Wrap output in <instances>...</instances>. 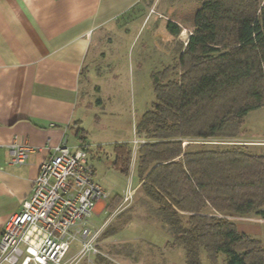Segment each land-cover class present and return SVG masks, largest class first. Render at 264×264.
Returning a JSON list of instances; mask_svg holds the SVG:
<instances>
[{"label": "trees", "instance_id": "obj_1", "mask_svg": "<svg viewBox=\"0 0 264 264\" xmlns=\"http://www.w3.org/2000/svg\"><path fill=\"white\" fill-rule=\"evenodd\" d=\"M192 29L177 60L152 74L156 99L136 128L137 190L187 264H202L203 249L211 264L221 254L225 264H264L263 241L233 220L264 218V151L236 141L264 108V0H201ZM85 132L77 135L90 152ZM114 154V168L129 174L130 144Z\"/></svg>", "mask_w": 264, "mask_h": 264}, {"label": "crops", "instance_id": "obj_2", "mask_svg": "<svg viewBox=\"0 0 264 264\" xmlns=\"http://www.w3.org/2000/svg\"><path fill=\"white\" fill-rule=\"evenodd\" d=\"M197 2L198 13L201 0ZM163 4V0H0V240L6 222L30 197L44 161L63 143L83 147L78 129L94 110L81 102L90 54L111 37L117 24L143 7L157 9ZM172 6L166 3L163 11ZM158 15L179 29L184 26L162 11ZM151 29L155 34L154 26ZM179 32L174 34L176 41ZM149 43L138 47L139 65L148 53L143 52L154 48ZM163 43L178 45L167 38ZM146 59L151 62L153 57ZM14 143L34 149L25 164L8 163Z\"/></svg>", "mask_w": 264, "mask_h": 264}, {"label": "rangeland", "instance_id": "obj_3", "mask_svg": "<svg viewBox=\"0 0 264 264\" xmlns=\"http://www.w3.org/2000/svg\"><path fill=\"white\" fill-rule=\"evenodd\" d=\"M163 2L162 7L166 3L174 6L166 12L162 7L146 6L136 15L122 20V24H117L111 37L97 44L84 67L81 102L94 108L85 118V141L97 167L98 180L111 193V199L104 203L105 209L93 221L101 232L97 241L101 255L76 260V264H187L185 250L171 247L173 238L156 216V205L137 190L136 152L143 140L136 135V128L156 99L151 72L162 71L165 65L177 60L187 36L185 29H192L189 27L195 23L198 9L197 0ZM160 11L184 26L179 29L172 20L159 16ZM152 26L155 34L150 30ZM178 30L176 41L174 34ZM164 38L171 43L177 42L176 49L174 44L163 43ZM147 41L159 50L151 48L144 51L148 52L145 53L146 58L153 57L152 63L144 58L139 65L136 60L138 47L146 45ZM174 51L176 56L171 57ZM236 141L247 143L248 150L252 152L264 151V108L249 113ZM125 143L130 144L134 152L129 174H122L113 166L117 145ZM134 190L133 197L126 201L127 194ZM119 199L120 204L111 210ZM233 220L240 231L264 243V218L234 217ZM78 249L73 244L68 258L75 256ZM225 258V254L220 255V264H225ZM201 259L202 264H211L204 249Z\"/></svg>", "mask_w": 264, "mask_h": 264}, {"label": "built area", "instance_id": "obj_4", "mask_svg": "<svg viewBox=\"0 0 264 264\" xmlns=\"http://www.w3.org/2000/svg\"><path fill=\"white\" fill-rule=\"evenodd\" d=\"M185 31L184 47L193 29ZM33 150L25 144H12L8 163L25 164ZM134 193L130 191L126 201ZM110 199L111 193L97 178L88 149L63 143L41 165L22 209L6 222L0 264H76V260L101 255L97 246L101 232L93 221ZM73 244L79 249L68 258Z\"/></svg>", "mask_w": 264, "mask_h": 264}, {"label": "water", "instance_id": "obj_5", "mask_svg": "<svg viewBox=\"0 0 264 264\" xmlns=\"http://www.w3.org/2000/svg\"><path fill=\"white\" fill-rule=\"evenodd\" d=\"M218 144H228V145H232V144H235V143H218Z\"/></svg>", "mask_w": 264, "mask_h": 264}]
</instances>
